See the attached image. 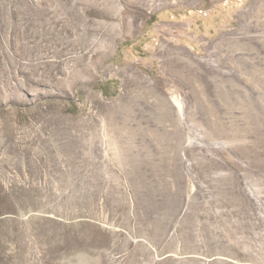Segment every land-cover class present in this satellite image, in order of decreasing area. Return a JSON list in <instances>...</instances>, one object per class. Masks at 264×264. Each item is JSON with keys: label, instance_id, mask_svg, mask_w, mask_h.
Returning a JSON list of instances; mask_svg holds the SVG:
<instances>
[{"label": "rangeland", "instance_id": "374dc122", "mask_svg": "<svg viewBox=\"0 0 264 264\" xmlns=\"http://www.w3.org/2000/svg\"><path fill=\"white\" fill-rule=\"evenodd\" d=\"M0 264H264V2L0 0Z\"/></svg>", "mask_w": 264, "mask_h": 264}, {"label": "bare ground", "instance_id": "6f19581e", "mask_svg": "<svg viewBox=\"0 0 264 264\" xmlns=\"http://www.w3.org/2000/svg\"><path fill=\"white\" fill-rule=\"evenodd\" d=\"M172 102L177 107V114L179 115V117H183V102L180 97L177 95L173 96Z\"/></svg>", "mask_w": 264, "mask_h": 264}, {"label": "crops", "instance_id": "0c3cea01", "mask_svg": "<svg viewBox=\"0 0 264 264\" xmlns=\"http://www.w3.org/2000/svg\"><path fill=\"white\" fill-rule=\"evenodd\" d=\"M166 1V0H165ZM179 2H182V3H187V1H190V0H178ZM262 2H264V0H260ZM183 36H186V37H189V34H185V33H182Z\"/></svg>", "mask_w": 264, "mask_h": 264}]
</instances>
